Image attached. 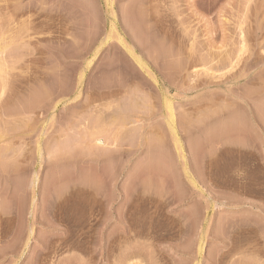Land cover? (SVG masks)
<instances>
[{"label":"rangeland","instance_id":"374dc122","mask_svg":"<svg viewBox=\"0 0 264 264\" xmlns=\"http://www.w3.org/2000/svg\"><path fill=\"white\" fill-rule=\"evenodd\" d=\"M0 70V264H264V0H0Z\"/></svg>","mask_w":264,"mask_h":264},{"label":"bare ground","instance_id":"6f19581e","mask_svg":"<svg viewBox=\"0 0 264 264\" xmlns=\"http://www.w3.org/2000/svg\"><path fill=\"white\" fill-rule=\"evenodd\" d=\"M1 71V70H0ZM8 81V80H7ZM9 82V81H8ZM1 83H3L2 81H1ZM6 85H4V87H5ZM2 95H3V93H2ZM177 128V127H176ZM175 131V130H174ZM37 155H38V159H37V165H38V167H41V165L43 164V156H42V149H41V146L39 145L38 146V153H37ZM180 158V157H179ZM185 166V169L187 170L188 168V166L185 164L184 165ZM39 170V169H38ZM187 172H188V170H187ZM39 174H38V171H35V173H34V176H33V179L31 180L32 182L30 183L31 184V189H32V191H33V196L35 197V195H34V193H35V190H36V188L38 187L39 188ZM190 178V177H189ZM36 194V193H35ZM176 197V196H175ZM130 207V206H129ZM193 214H195V213H193ZM200 214V213H199ZM122 216V215H121ZM120 215L117 217L121 222H122V218H125V217H121ZM192 216V215H191ZM128 217V216H127ZM187 217V216H186ZM192 218V217H191ZM194 218V217H193ZM189 219V218H188ZM126 220V219H125ZM208 221V220H207ZM207 221H206V223H207ZM185 222V221H184ZM186 222H187V220H186ZM190 222V221H189ZM208 224V223H207ZM186 225V224H185ZM207 226V225H206ZM207 231V230H206ZM127 233H128V230H127Z\"/></svg>","mask_w":264,"mask_h":264}]
</instances>
